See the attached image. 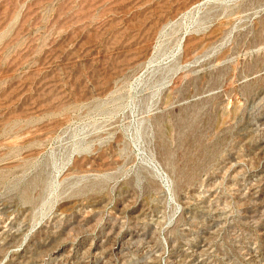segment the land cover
I'll return each mask as SVG.
<instances>
[{
  "label": "rangeland",
  "instance_id": "obj_1",
  "mask_svg": "<svg viewBox=\"0 0 264 264\" xmlns=\"http://www.w3.org/2000/svg\"><path fill=\"white\" fill-rule=\"evenodd\" d=\"M0 264H264V0H0Z\"/></svg>",
  "mask_w": 264,
  "mask_h": 264
}]
</instances>
